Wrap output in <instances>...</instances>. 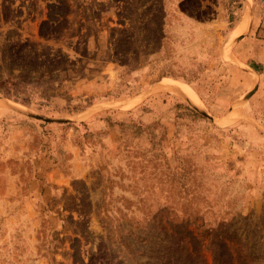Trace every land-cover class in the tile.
I'll list each match as a JSON object with an SVG mask.
<instances>
[{"label":"rangeland","instance_id":"374dc122","mask_svg":"<svg viewBox=\"0 0 264 264\" xmlns=\"http://www.w3.org/2000/svg\"><path fill=\"white\" fill-rule=\"evenodd\" d=\"M0 264H264L254 0H0Z\"/></svg>","mask_w":264,"mask_h":264},{"label":"built area","instance_id":"2783aa9c","mask_svg":"<svg viewBox=\"0 0 264 264\" xmlns=\"http://www.w3.org/2000/svg\"><path fill=\"white\" fill-rule=\"evenodd\" d=\"M254 5L256 6L259 20L264 22V0H254Z\"/></svg>","mask_w":264,"mask_h":264},{"label":"water","instance_id":"95a60500","mask_svg":"<svg viewBox=\"0 0 264 264\" xmlns=\"http://www.w3.org/2000/svg\"><path fill=\"white\" fill-rule=\"evenodd\" d=\"M45 121H50V120L45 119Z\"/></svg>","mask_w":264,"mask_h":264}]
</instances>
